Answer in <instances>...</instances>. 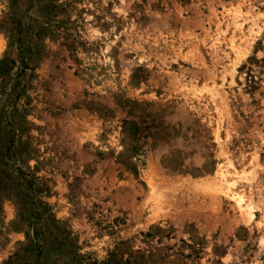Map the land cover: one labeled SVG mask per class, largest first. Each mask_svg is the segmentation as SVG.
I'll use <instances>...</instances> for the list:
<instances>
[{"label":"rangeland","instance_id":"1","mask_svg":"<svg viewBox=\"0 0 264 264\" xmlns=\"http://www.w3.org/2000/svg\"><path fill=\"white\" fill-rule=\"evenodd\" d=\"M0 264H264V0H0Z\"/></svg>","mask_w":264,"mask_h":264},{"label":"bare ground","instance_id":"2","mask_svg":"<svg viewBox=\"0 0 264 264\" xmlns=\"http://www.w3.org/2000/svg\"><path fill=\"white\" fill-rule=\"evenodd\" d=\"M244 201V198L241 196L240 197V200H239V203L243 202Z\"/></svg>","mask_w":264,"mask_h":264}]
</instances>
